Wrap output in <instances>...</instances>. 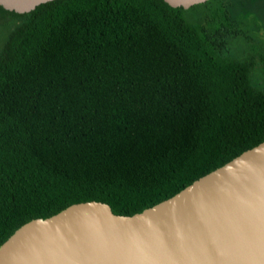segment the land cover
Listing matches in <instances>:
<instances>
[{"label":"trees","instance_id":"1","mask_svg":"<svg viewBox=\"0 0 264 264\" xmlns=\"http://www.w3.org/2000/svg\"><path fill=\"white\" fill-rule=\"evenodd\" d=\"M0 49V246L23 224L100 201L131 216L264 141V44L225 0H54Z\"/></svg>","mask_w":264,"mask_h":264},{"label":"water","instance_id":"2","mask_svg":"<svg viewBox=\"0 0 264 264\" xmlns=\"http://www.w3.org/2000/svg\"><path fill=\"white\" fill-rule=\"evenodd\" d=\"M51 1L0 6L25 14ZM0 264H264V141L140 213L87 201L32 219L0 246Z\"/></svg>","mask_w":264,"mask_h":264},{"label":"rangeland","instance_id":"3","mask_svg":"<svg viewBox=\"0 0 264 264\" xmlns=\"http://www.w3.org/2000/svg\"><path fill=\"white\" fill-rule=\"evenodd\" d=\"M232 18L237 22L244 35L229 36L222 54L235 58H243L250 48V42L256 41L264 44V0H225ZM20 23L15 20L8 26H0V49L8 33ZM253 71L252 79L257 86L264 87L261 70Z\"/></svg>","mask_w":264,"mask_h":264}]
</instances>
